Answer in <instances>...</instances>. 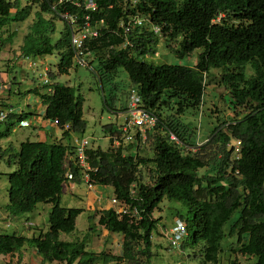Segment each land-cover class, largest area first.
<instances>
[{"label": "trees", "instance_id": "obj_1", "mask_svg": "<svg viewBox=\"0 0 264 264\" xmlns=\"http://www.w3.org/2000/svg\"><path fill=\"white\" fill-rule=\"evenodd\" d=\"M90 1L94 8H88ZM33 7L38 10L20 52L23 58L60 57L57 72L50 74L52 84L44 86L45 93L39 88L29 93L41 100L44 119L57 122L62 140H27L10 155L8 163L17 168L7 174L6 213L10 217L30 214L40 204L51 205V211L46 232L31 237L0 234V256L17 255L18 264H26L24 252L33 249L42 264H153L152 238L159 224L154 213L167 199L187 208V215L181 216L188 232L181 250L203 245L204 263L221 264L224 228L240 211L229 232L236 239L233 252L264 264V0H140L136 6L131 0H26L25 6L21 0H0V33L26 22ZM138 16L158 26L162 37L144 26L126 33L122 25ZM59 21L63 29L54 40ZM84 28L98 32L84 42L83 53L89 67L97 63L94 70L101 84L126 72L131 89L141 96L142 107L158 118L152 133L148 132L153 137L151 158L141 157V147L135 145L87 152L94 169L91 179L97 186L112 187L114 197L127 207L126 214L113 209L96 213L99 226L123 236L120 256L89 251L87 235L76 241L60 238L76 231V221L84 212L62 207L61 201L65 159L74 154L73 138L86 132L87 123L82 95L56 80L78 67L72 36ZM15 36L0 37V52ZM161 39L168 47L177 41L173 51L179 57L201 50L196 65L147 62L144 58L157 53ZM213 70L220 72L218 82L228 91L229 107L236 117L217 126L193 153L190 128L180 117L203 104L207 85L217 79ZM7 109L0 103V110ZM105 109L123 114L127 103L114 108L105 101ZM27 117L25 113L9 114L0 124L4 128L0 140L11 134L14 118L19 122ZM104 131L108 138L118 132V126L106 125ZM144 167H151V184L142 182ZM208 169L213 173L199 174ZM71 171L76 184L81 183L79 169L71 165Z\"/></svg>", "mask_w": 264, "mask_h": 264}, {"label": "rangeland", "instance_id": "obj_2", "mask_svg": "<svg viewBox=\"0 0 264 264\" xmlns=\"http://www.w3.org/2000/svg\"><path fill=\"white\" fill-rule=\"evenodd\" d=\"M15 1V0H11ZM22 5H26V0H21ZM38 7H33L31 17L24 23L13 24L10 27H6L0 37L5 39L10 34H16L12 44H6L0 52V74L9 73V78L16 81L20 94H6V101H10L11 105L15 107L17 112L23 111L28 115L27 119L34 120L35 123L39 115L42 118L45 115V107L42 105L39 97L33 93H29L35 88H39L42 93H45L44 78L45 67H48V77L51 81L50 74L57 72V65L59 64V55L48 56L46 58L45 66H38L37 69H29L27 64L23 63L22 68H18L17 65H21L23 57L21 56L20 48L23 45L24 36L27 34L29 26L32 25L35 19V13ZM63 29V23H57L56 33L54 34V40L60 37V33ZM169 47L163 39H161L159 46L156 48L157 53L149 55L144 59L149 63L154 64H170L181 65L186 67H193L198 61L201 50H196L191 55L186 57H179L173 51L178 47V42H170ZM91 59V58H90ZM89 60V59H88ZM91 61V60H90ZM95 67L97 63L92 67L78 66L73 67L68 75L57 77L58 83L75 88L76 95H82L84 98L83 104V116L87 123L86 132L83 135H78L80 138L88 139L92 145V148L101 147L103 150H107L109 147L114 148L113 144L109 142L104 131V126L109 124L118 125L124 121V117L118 111L117 114L105 109V101L113 105V107L120 108L122 105H126V95L131 89L129 79L126 72L120 71L118 76L111 82L101 84L99 78L95 73ZM249 74L251 70L248 69ZM212 73L217 78L206 87V92L203 99V104L197 108L186 112L185 115L180 117L185 124H188L191 132V138L193 145L190 146L191 152H197L199 147H202L213 130L221 123L234 119L236 114L230 109L229 101L230 96L224 86L218 81L220 72L213 70ZM52 82V81H51ZM49 86V85H47ZM51 92V90L49 91ZM32 95L31 103L27 104V96ZM174 114V113H173ZM15 125L12 126L11 134L9 137L0 140V234L3 235H18L31 237L33 234H39L40 231H46L49 228V213L51 211V205L40 204L36 210L30 214L10 217L6 213V205L9 203V173H13L16 170L14 163L9 164L10 155L18 150L22 142L30 140L33 142L47 141L53 142L61 136L60 128L50 120L42 122L44 125L37 124L30 128H17L19 122L16 118L13 119ZM4 128L0 127V132ZM152 133V132H149ZM59 140V139H58ZM55 140V142H58ZM62 140V139H61ZM60 141V140H59ZM141 157L151 158L153 157V137H149L147 134L146 140L141 144ZM72 156V155H71ZM142 182L145 184H151L152 175L151 167L142 168ZM211 169L200 170L199 174H212ZM73 185L69 183L68 186ZM74 185H76L74 183ZM103 190L104 196H100L99 205L94 207L86 206L87 202V186L84 183H79L75 187V193L72 194L67 186H64L61 205L65 208L83 209L84 212L78 217L76 221V231L71 235H61V239L64 241H76L82 239L85 235L88 236L87 249L94 253L106 252L113 255H122L123 253V236L118 234H112L107 232L103 227L98 225V217L96 213L105 210L108 206V202L114 197L112 187L99 186ZM187 215V208L180 202L164 200L163 203L154 213V218L159 219L157 230L153 234V264H205L201 254L203 245L183 250H175L169 245L168 238L165 236L164 231H168L174 226L176 220H182L181 216ZM240 216V211H237L226 224L224 230L226 237L223 241L224 252L221 254V264H230L236 261L238 264H255V259L251 257H244L233 252L236 248V239L229 236L231 225H233ZM94 217V218H93ZM48 227V228H47ZM93 228V230H91ZM41 229V230H38ZM31 249L26 252V264H30V260L34 261L33 264H42L38 260V255L35 250ZM0 264H18L17 255L11 257L0 256ZM46 264H62L58 262L46 263ZM115 264V263H112Z\"/></svg>", "mask_w": 264, "mask_h": 264}, {"label": "built area", "instance_id": "obj_3", "mask_svg": "<svg viewBox=\"0 0 264 264\" xmlns=\"http://www.w3.org/2000/svg\"><path fill=\"white\" fill-rule=\"evenodd\" d=\"M140 0H131L134 6L139 3ZM95 4L93 1H90L88 4V8H94ZM125 28L126 33H130L134 27H148L149 31L153 32L156 36L162 37L161 29L152 24L148 19L143 17H135L133 18L127 25H122ZM98 32L92 30L90 28H84V30L79 31L74 34L72 37L73 45L76 49V57L75 64L78 66L89 67V61L86 55L83 53L84 42L90 37H97ZM129 43V41H128ZM127 44V43H126ZM147 57V56H146ZM24 59V58H23ZM21 65H17L18 68L23 67V63L27 64L29 69H37L38 66H45L46 58H25L21 61ZM48 67L46 66L43 70L45 72L44 85H51L52 82L48 77ZM13 81L7 80L2 77L0 74V97L3 95L11 93V88ZM16 113L13 109H7L6 111L0 110V124L5 123L8 120L9 114ZM23 111H18L17 114H22ZM124 117V121L121 124H118V132H114V134L109 135L108 139L112 140V144L114 148L126 147L129 145L140 146V144L146 140L148 132H152L158 122V118L150 113L148 110L142 107V99L139 95L137 89L132 88L130 90L129 99L127 102V111L121 115ZM44 117L42 118L39 115L37 122L41 124L44 122ZM56 125L57 122L53 121ZM38 123H35L34 120L25 119L19 121V125L17 128H30L34 127ZM58 126V125H57ZM70 125L64 126L66 130H69ZM171 139L177 141L174 135H171ZM73 146H74V154L67 155L65 159V167L67 169L65 173L66 183L64 186L68 187L69 183H75V176L71 171V165L73 168L79 169L81 174V183L86 184L87 189L93 191L97 188V185L90 177V172L94 171L90 165L89 154L87 153L90 149H92V145L88 139L80 138L75 136L73 138ZM79 184V183H78ZM77 185V184H76ZM110 209L115 210L118 214H126L127 207L120 203L117 198L113 197L110 200ZM165 236L168 238L169 245L175 250H181V246L185 237H187V224L182 220H176L173 227H171L167 232L164 231Z\"/></svg>", "mask_w": 264, "mask_h": 264}, {"label": "crops", "instance_id": "obj_4", "mask_svg": "<svg viewBox=\"0 0 264 264\" xmlns=\"http://www.w3.org/2000/svg\"><path fill=\"white\" fill-rule=\"evenodd\" d=\"M9 73H3L2 74V77L3 78H5V79H7V80H10V78H9ZM13 85H12V88H11V93L9 92V96L10 95H12V94H22L21 92H20V90H19V86H17V84H16V81L15 80H13V83H12ZM27 104H29V103H31V101L33 100L32 99V95L31 94H29L28 96H27ZM40 100V99H39ZM41 101V100H40ZM0 103H5V105H6V109L8 108V109H13V110H18V109H16L15 107H13L12 105H11V103H10V101H6V95H3L2 97H0ZM42 103V102H41ZM4 105V104H3ZM17 112V111H16ZM24 113V112H23ZM30 120H32V119H30ZM42 123V122H41ZM42 125H44L43 123L41 124V126ZM60 132H61V136L60 137H58V138H56V139H53V142L55 141V140H61L62 139V131L60 130ZM25 142V141H24ZM40 142H44V141H40ZM23 143V142H22ZM20 147V146H19ZM75 187H76V185H70V186H68V190L72 193V194H74L75 193ZM104 187H110V186H104ZM101 192H103V190L101 189V188H99V186H97V188H95L93 191H90V190H87V202H86V206H88V207H94V205L96 206V205H99V198H100V196H104V193H101ZM113 198V197H112ZM108 204V206L105 208V210H107V209H110L111 207H110V201L107 203ZM48 228V227H47ZM47 231V230H46ZM46 231H44V232H46ZM33 249H31V252H34V251H32ZM25 253V257H24V263H28L27 262V259H26V252H24ZM36 253V252H35ZM37 254V253H36ZM38 255V254H37ZM35 261H39V262H41L42 263V259H41V257L38 255V260H36L35 259ZM34 263V261H32V260H30V264H33Z\"/></svg>", "mask_w": 264, "mask_h": 264}]
</instances>
